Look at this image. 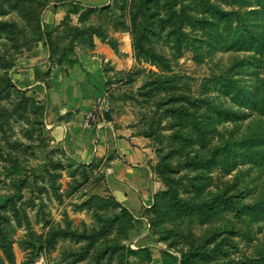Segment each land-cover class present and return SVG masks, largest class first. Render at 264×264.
<instances>
[{
	"label": "rangeland",
	"instance_id": "rangeland-1",
	"mask_svg": "<svg viewBox=\"0 0 264 264\" xmlns=\"http://www.w3.org/2000/svg\"><path fill=\"white\" fill-rule=\"evenodd\" d=\"M60 1L0 0V264H264V0H110L58 23ZM95 40L115 56L107 118L157 183L136 217L108 161L71 162L47 123L51 73Z\"/></svg>",
	"mask_w": 264,
	"mask_h": 264
},
{
	"label": "crops",
	"instance_id": "crops-1",
	"mask_svg": "<svg viewBox=\"0 0 264 264\" xmlns=\"http://www.w3.org/2000/svg\"><path fill=\"white\" fill-rule=\"evenodd\" d=\"M110 0H61L53 13L60 22L63 16L77 15L75 7L102 8ZM79 15V14H78ZM54 23V19H52ZM57 23V24H58ZM93 50L79 55V61L64 66L63 75L51 73L47 89V123L53 141L71 162L89 165L94 160L108 161V185L116 201L136 217L143 209L152 207L157 183L153 180L148 149L138 145L137 138L124 132L117 123L96 134L85 127L86 116L94 109L101 91L106 90V64L115 58L108 45L94 41Z\"/></svg>",
	"mask_w": 264,
	"mask_h": 264
},
{
	"label": "built area",
	"instance_id": "built-area-1",
	"mask_svg": "<svg viewBox=\"0 0 264 264\" xmlns=\"http://www.w3.org/2000/svg\"><path fill=\"white\" fill-rule=\"evenodd\" d=\"M109 114L110 104L105 93L96 99L93 111L85 118L84 126L92 128L96 134L104 132L111 127V122L107 118Z\"/></svg>",
	"mask_w": 264,
	"mask_h": 264
}]
</instances>
